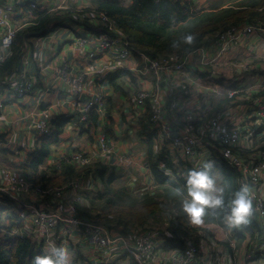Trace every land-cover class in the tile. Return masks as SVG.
I'll use <instances>...</instances> for the list:
<instances>
[{"label":"built area","instance_id":"built-area-1","mask_svg":"<svg viewBox=\"0 0 264 264\" xmlns=\"http://www.w3.org/2000/svg\"><path fill=\"white\" fill-rule=\"evenodd\" d=\"M56 1L64 0H0V62L10 54L19 29L11 22L10 12L14 13L20 6L53 12L71 9L55 5ZM182 1L192 2L197 9L207 6L204 0ZM73 15L93 19L97 24L93 28L97 35V51L89 53L88 57L105 54L108 61L105 71L125 68L128 59L134 63L129 70L136 77L138 87L130 90L134 98L130 97L125 104L136 113L150 109L149 123L156 132L154 158L163 149L173 163L183 162L189 169L210 159L217 169L218 164L223 163L233 170L237 174L238 187L241 183L250 186L253 196L250 223L233 230L225 219L223 224L235 237L244 238L246 244L237 255L235 249L218 243L210 233L219 226L216 222L194 224L191 221L197 241L188 238L183 227L171 230V234L168 231L169 235L164 236L156 226L158 222L165 228L179 226V221L168 210L159 211L156 221L152 219L140 226H108L85 213L90 205L87 193L94 194L100 189L98 176L93 172L61 185L45 186L4 166H0V206L3 207L0 236L29 240L44 253L53 245L68 248L72 264H129L130 261L134 264H264V93H261L264 87L259 84L238 86L237 79L232 80L224 70L230 64L236 65L237 72L253 69L231 63L228 54L238 49L252 54L264 52V19L209 34L198 46L187 51L151 57L133 48L104 13L93 9L88 15L82 10ZM31 25L21 24L20 27ZM86 38L87 34H80L76 43L83 45ZM23 68L16 71L13 78L5 72L0 81V117L6 114L4 107L8 98L22 102L31 94L35 82L26 72L25 64ZM71 69L68 61L55 68L56 78L68 87L58 104H65L79 122H86L91 111L96 110L95 151L99 156L115 155L104 129V98L95 92V77H89L94 74L93 69ZM184 70L190 71L191 79L203 83L204 92L198 89L200 86L191 89L180 81L178 73ZM215 97H226L229 101L212 110ZM171 114L175 116L174 122ZM32 126L36 141L48 134L51 129L49 111L41 109ZM24 149L27 154L30 152L29 147L23 146ZM116 156L122 164L118 170L124 171L128 166L149 169L144 156L130 152H117ZM96 161L95 152L86 153L72 147L54 162L57 168L63 163L80 168ZM173 237L184 241V245L170 246Z\"/></svg>","mask_w":264,"mask_h":264},{"label":"trees","instance_id":"trees-1","mask_svg":"<svg viewBox=\"0 0 264 264\" xmlns=\"http://www.w3.org/2000/svg\"><path fill=\"white\" fill-rule=\"evenodd\" d=\"M129 1L130 3L124 4V0H89V4L80 8L87 15L93 9L104 13L123 32L133 48L151 57L187 51L198 46L209 34L229 29L240 23L264 19V0H213L211 5L199 9L192 2L182 0ZM71 7L75 8V6ZM51 13L56 12L51 11ZM52 18L53 15L43 11L32 21L34 25L19 29L10 47V54L0 62V70L9 68L19 59L28 33L41 31L45 34V27ZM189 33L195 34L196 37L191 45L182 41V37ZM173 41H179V47H172ZM111 75L107 80L116 90H119L117 85L119 77L126 75L130 82L137 83L134 74L125 69H117L116 73ZM261 93H264V88ZM222 106L220 102L215 109ZM96 119L97 114L91 112L89 120L94 126ZM67 120H55L54 130L37 139L34 149L29 152L23 164V174L45 186H55L83 178L89 172H93L98 176L104 190L101 188L96 193L87 195L90 201L85 212L87 215L95 217L108 226H140L149 219H155L159 211L172 209L169 204L177 206L178 199L182 196L179 191L187 194L186 176L182 173V169L187 172L189 168L183 162L173 163L163 149L154 158L152 156L154 143L153 146L150 143L147 156V165L153 179L151 190L135 191L124 184L115 185L113 180L117 177L109 166L100 162L80 168L67 163H63L59 168L45 165L46 156L59 141ZM147 131L146 128L143 132ZM146 135L150 138L149 132ZM179 167L181 172L177 170ZM166 169L170 170V173L166 172ZM218 171L222 177L225 196L228 197L238 187L237 174L223 163L218 164ZM2 208L0 206V210ZM211 212L213 214L206 213L203 219L207 222L222 223L225 213L212 209ZM188 226L187 229L184 228L185 234L187 230L197 235L196 229H193L190 223ZM170 229H173V232L180 230L179 226L174 228L173 225ZM170 240H172L170 246H181L183 243L180 239L170 238ZM42 254L44 252L41 247L29 240L0 236V264H31L33 257ZM129 264L134 263L130 261Z\"/></svg>","mask_w":264,"mask_h":264},{"label":"crops","instance_id":"crops-1","mask_svg":"<svg viewBox=\"0 0 264 264\" xmlns=\"http://www.w3.org/2000/svg\"><path fill=\"white\" fill-rule=\"evenodd\" d=\"M65 1L68 2V0ZM75 1L76 0H74V2ZM124 2H128V0H124ZM87 4H89V2ZM80 7L81 5L77 6V8ZM74 10L76 12L82 9ZM43 11L47 10L25 9L23 6H20L14 13L10 12L11 22L19 29H21V24L30 23L34 25L32 21H34L38 13ZM47 13L53 15V18L46 25L45 34H42L41 31H35L33 35L28 33L19 59L12 63L9 68L0 70L1 81L5 72L12 77L16 71L23 70V65L25 64L26 72L33 76L35 82L31 94L24 101L18 102L14 98H8L6 102L4 107L6 114L0 117V166L9 167L14 171H19L21 174L24 173L23 164L29 153L27 154V151H25V149L22 150V148L26 146L30 148V151L34 149L38 140H35L36 136L32 124L37 119L38 112L41 109H47L51 115L50 132L54 130L53 122L55 120H68L63 126L59 141L52 147L51 152L46 156L45 165L57 168V163L54 161H59L61 157L72 149V147L86 153L95 152L98 156V161L96 162L109 166L115 177L124 182L125 186L135 188L132 187L133 182L131 180V175L125 172L127 168L131 166H128L124 171L121 169L118 170L122 164L118 160L116 153L130 152L147 158L150 143H152L153 146L156 139V132L151 129L148 119L150 109L148 108L146 111L136 113L135 110L126 106L125 101L129 99V95L132 93L130 90H134L136 87L130 82L129 77L126 75L117 79L119 90L113 87V84L107 80V77L111 74V76H113L117 70H104V66L108 62L105 54H97L94 58H88V53L97 51L98 44L97 35H95L93 29L97 24L93 19H81L78 18L77 15H69L67 12L51 13V11H47ZM80 34H87L86 41L83 45H78L76 43V39ZM238 51L242 52L238 49L228 54V57L231 58V63L238 61V59L232 61L234 53ZM261 53L264 52L256 54L247 53L249 55H246L264 57ZM64 61H68L72 66L70 71H76L73 70V68L80 69L81 67L89 71L93 69L94 74H91L89 77H95V92L102 95L104 98V129L109 145L112 147L114 146L115 155L109 154L99 156L94 148L96 127L90 123L89 119L86 122L76 121L77 117L75 119L72 116L70 113L71 110L67 108L65 104L61 102L58 104V100L61 101L62 95L66 94L68 91L67 85L62 84L55 76V68ZM132 65H134V63L128 60L124 64L125 68L120 69H125L131 73L129 68H131ZM259 67V69L254 72V76H251L253 83L250 85H247V78L246 76L244 77V75L245 73L253 72H243L244 70L237 72L236 70L237 85L248 87L259 84L264 87V72H262L261 66ZM208 68L210 69V67ZM258 71L261 72L260 77H257L256 73ZM189 72V70H184L178 73L180 81H184L191 89L200 86L198 89L204 92L202 88V86H204L203 83L191 79L188 75ZM182 75H185V77ZM4 86L2 88H4ZM225 100L226 102L229 101L226 97L221 99L215 97L212 103V110H216L215 107L220 102L224 105L226 103ZM115 105H117L116 110H114ZM238 106L240 108L243 107L240 104H238ZM91 112L92 114L95 113L98 115L96 110H92ZM239 112L241 111L239 110ZM170 119L174 122V114H171ZM100 120L102 119L100 118ZM141 127L142 131H145L146 128L148 129L147 132L150 133V138L146 135L147 132H143L141 136L137 134V132L141 130ZM132 131H134L133 134ZM49 160H51V164H48ZM140 171L145 179L141 183L142 185L137 186L138 188L153 180L150 176L149 169L146 168ZM132 174L135 173L132 172ZM214 174L215 178H222L217 168L214 169ZM220 181H222V179H220ZM99 186L101 189L102 184L100 180ZM87 195H89V193H87ZM224 219L222 223L218 224L219 226L216 229L210 230V233L218 243L225 244L235 249L238 255L240 250L244 248L246 241L241 240L242 237L240 236L235 237L233 232H228V229H225V225H222L224 224ZM159 231L164 236L169 235L168 230H166L164 226H162ZM245 237H247V234ZM252 239H254V236H252L251 240ZM239 244H242V246L239 247Z\"/></svg>","mask_w":264,"mask_h":264},{"label":"clouds","instance_id":"clouds-1","mask_svg":"<svg viewBox=\"0 0 264 264\" xmlns=\"http://www.w3.org/2000/svg\"><path fill=\"white\" fill-rule=\"evenodd\" d=\"M196 39L189 33L182 37L185 44L191 45ZM179 41H173L172 47H179ZM215 162L205 160L197 167L190 168L185 177L187 198L182 201V210L193 223H200L209 209L225 213L229 228L239 229L250 223L253 213V196L246 183L226 197L225 190L218 187L214 174ZM31 264H72V254L68 248L51 246L42 254L33 257Z\"/></svg>","mask_w":264,"mask_h":264},{"label":"rangeland","instance_id":"rangeland-1","mask_svg":"<svg viewBox=\"0 0 264 264\" xmlns=\"http://www.w3.org/2000/svg\"><path fill=\"white\" fill-rule=\"evenodd\" d=\"M212 1L213 0H204V2L207 3V6L208 5H211L212 4ZM89 2V0H76L74 2V0H68V2H66L65 0L63 2H54L55 5H58V6H62L64 7L65 9L67 8H71L70 10L67 11V13L69 15H73V13L75 12L74 9H78L76 6L78 5H86L87 3ZM128 2L130 3V1L128 0ZM128 2H123L124 4H128ZM203 2V3H204ZM71 6H75V8H72ZM206 6V7H207ZM52 9H55L53 6H52ZM227 30V29H226ZM225 31V30H223ZM213 34V33H212ZM53 41V40H51ZM91 53V52H90ZM248 52H246L245 50H243V52H237V53H234L233 55V59L232 61L238 59V61H235L233 63L237 64L239 63L240 65H246V66H251L253 69L251 70V72L253 73H245L244 77L246 76L247 78V85H250L253 83L252 79H251V76H254V72H256L261 66V70L262 72H264V57H258V56H254V55H251V56H247L249 54H247ZM247 54V55H246ZM89 55V53L87 54V56ZM264 55V54H262ZM241 57V58H240ZM89 58V57H88ZM91 58H94V57H91ZM129 60V59H128ZM127 60V61H128ZM70 64V63H69ZM259 67V68H258ZM72 68V66H71ZM73 70H76V71H80L82 70V67L79 69V68H73ZM226 74L228 76L231 77L232 80H235L236 76H237V73H236V70H237V67L236 65L234 64H230L228 66H226V68L224 69ZM257 77H260L261 75V72H257ZM131 83L137 88L138 87V83H134L131 81ZM235 83V81H234ZM131 97V99L134 98V95L132 93H130L129 95V98ZM118 104V103H116ZM116 106L114 107V110H116ZM134 131H132V134H133ZM138 135H143V131L140 130L137 132ZM135 134V135H137ZM145 158V157H144ZM144 160V159H143ZM177 170H179L181 172V168H177ZM125 172H128L130 175H131V180L133 182L132 184V187H135V188H131L135 191H145V190H151V188L153 187L152 184H153V180L149 181L147 184H145L143 187H137L138 185H142L141 183L144 181L145 178H143V174L141 173V171L139 170L138 166H131V167H128L127 168V171ZM132 172H134L135 174H132ZM182 173L186 176V170L182 169ZM216 179V183H217V186L218 187H222L223 188V183L222 181H220V179L222 178H215ZM113 183L116 185V184H124V182L118 180L117 178L113 180ZM61 184H64V183H61ZM60 184V185H61ZM125 185V184H124ZM57 186V185H56ZM152 186V187H151ZM102 190H104V188L102 187ZM138 193V192H137ZM179 194H181L182 196L178 199V205L176 206L175 204H169L170 207H172V209L168 210V212L173 216L175 217L178 221H179V229L181 230V227L187 229L189 226H188V223H190L191 225V220L190 218L185 214L184 215V212L182 210V201L187 198V194L186 193H183V192H180L179 191ZM209 214H213L211 212V209H209L207 211V215ZM206 219V218H205ZM151 219H149L147 222H149ZM155 220V219H154ZM156 221V220H155ZM207 222L205 221L204 219L202 220V222ZM163 223H157V228H161ZM195 224V223H194ZM220 224V223H218ZM223 225V224H222ZM166 230L170 231V230H173V229H170V227L168 228H165ZM233 230V228H232ZM187 237L188 238H191V239H195L196 241L198 240V236L195 237L194 234L191 232V231H187ZM174 239L178 240L179 238L177 237H173ZM173 240V239H172ZM171 240V241H172ZM241 240L244 241V238H242ZM184 245V241L183 243L181 244V246H178V247H182ZM177 246V245H176ZM242 244H239V247H241Z\"/></svg>","mask_w":264,"mask_h":264},{"label":"water","instance_id":"water-1","mask_svg":"<svg viewBox=\"0 0 264 264\" xmlns=\"http://www.w3.org/2000/svg\"><path fill=\"white\" fill-rule=\"evenodd\" d=\"M30 34H32V35H33V34H35V32H30Z\"/></svg>","mask_w":264,"mask_h":264}]
</instances>
